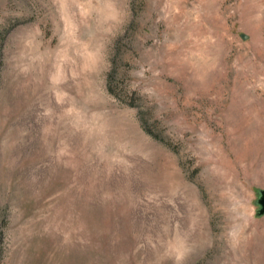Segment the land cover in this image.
I'll use <instances>...</instances> for the list:
<instances>
[{
	"label": "rangeland",
	"instance_id": "rangeland-1",
	"mask_svg": "<svg viewBox=\"0 0 264 264\" xmlns=\"http://www.w3.org/2000/svg\"><path fill=\"white\" fill-rule=\"evenodd\" d=\"M264 0H0V264H264Z\"/></svg>",
	"mask_w": 264,
	"mask_h": 264
},
{
	"label": "water",
	"instance_id": "water-1",
	"mask_svg": "<svg viewBox=\"0 0 264 264\" xmlns=\"http://www.w3.org/2000/svg\"><path fill=\"white\" fill-rule=\"evenodd\" d=\"M260 205L262 206V209H261V214H264V194H263V197L261 198L260 200Z\"/></svg>",
	"mask_w": 264,
	"mask_h": 264
}]
</instances>
